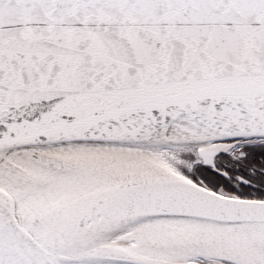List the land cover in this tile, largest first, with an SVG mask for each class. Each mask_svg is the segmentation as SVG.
<instances>
[{
  "label": "snow or ice",
  "instance_id": "obj_1",
  "mask_svg": "<svg viewBox=\"0 0 264 264\" xmlns=\"http://www.w3.org/2000/svg\"><path fill=\"white\" fill-rule=\"evenodd\" d=\"M0 264H264V0H0Z\"/></svg>",
  "mask_w": 264,
  "mask_h": 264
}]
</instances>
